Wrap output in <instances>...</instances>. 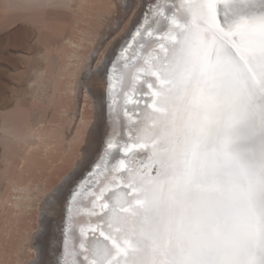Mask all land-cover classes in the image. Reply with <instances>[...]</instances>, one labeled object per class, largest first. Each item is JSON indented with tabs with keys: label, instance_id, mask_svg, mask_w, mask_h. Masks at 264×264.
I'll use <instances>...</instances> for the list:
<instances>
[{
	"label": "bare ground",
	"instance_id": "1",
	"mask_svg": "<svg viewBox=\"0 0 264 264\" xmlns=\"http://www.w3.org/2000/svg\"><path fill=\"white\" fill-rule=\"evenodd\" d=\"M18 1L30 11L44 8L43 13L47 6H51L48 4L50 0ZM117 1L68 0L66 8L63 7L71 19L70 27H67L68 35L62 36L59 32L52 48L46 47L38 54L39 62L27 61L26 72L23 71L24 74H20L23 76L19 77L25 84L24 89L19 92L16 86L19 83L15 84L11 79L14 82L11 90L9 88L11 94L9 92L10 95L3 98L5 103H2L21 107L20 102L26 101V105L23 111L25 119L17 117L18 111L4 113L0 119V144L4 150L0 158V228L4 225L0 230V264H21L20 253L26 241L33 249L27 228L31 223V209L35 207L39 211V219L35 220L39 229L44 198L81 158L83 148H80V143L85 146L91 128L86 130L84 119L79 124L71 102L74 103L77 96V81L90 52L115 27L110 21L117 12L116 5L120 2ZM187 1L190 22L174 51L178 62L166 101L167 113L152 112L148 119L142 121V140L154 135L157 139L154 146L133 158L139 174L144 178L147 193L141 216L136 218L140 264H202L197 254L190 253L193 247H197L191 244L189 225L192 215L195 216L194 203H197V209L202 208L201 199L195 201L196 197L203 200L214 185L196 177L198 144H204L203 151L213 150L214 141L222 134L232 139L235 148L239 144L246 146L250 155L254 153L264 164V94L259 95V101L252 99L250 103L246 100L245 105L249 108L240 107L241 100L236 98L239 96L233 95L235 100L233 103L230 101L227 113L217 107L220 104H216L227 101L221 83L232 78L219 76V70L224 71L226 67L222 65L227 62L238 67L237 61L229 58V50L239 56L240 50H243L248 63L250 56L247 54H250L252 45L256 52L264 47V38L251 36L252 33L264 35V0ZM62 2L58 3L59 6ZM105 5H108L107 9H113L114 16L105 15L111 10L105 11ZM257 12L262 16L256 15ZM27 18L31 20L29 16ZM127 26L109 50L118 49L124 42L131 24ZM103 27L107 30L102 32ZM262 55L259 54L261 59L264 58ZM240 77H236V81ZM80 96L89 97L87 92ZM213 97L216 103L211 105ZM234 108L240 116H244L243 109L249 111L248 120L238 122L231 129L220 126V118L228 116ZM212 111L214 113L210 114ZM150 120L155 122L153 127L148 126ZM227 153L232 155V149H227ZM64 164H68L69 168L63 170ZM86 172L83 168L77 169V178ZM53 176L55 182L51 180ZM259 179L256 177V180ZM217 183L221 185V181ZM250 186L249 183L248 188ZM260 186L256 197L264 206V181L260 182ZM36 201L38 205H35ZM84 220L87 221L88 217L85 216ZM23 222L26 227L22 228ZM55 222L52 221L53 224ZM18 235L21 240L15 249Z\"/></svg>",
	"mask_w": 264,
	"mask_h": 264
},
{
	"label": "snow or ice",
	"instance_id": "2",
	"mask_svg": "<svg viewBox=\"0 0 264 264\" xmlns=\"http://www.w3.org/2000/svg\"><path fill=\"white\" fill-rule=\"evenodd\" d=\"M186 3H117L108 36L125 21L131 30L118 49L97 60L108 37L100 40L81 70L77 98L83 92L91 96L95 122L80 160L42 202L30 264H140L135 217L141 189L139 170L129 157L147 149L140 125L161 98ZM81 168L87 176L78 179Z\"/></svg>",
	"mask_w": 264,
	"mask_h": 264
},
{
	"label": "water",
	"instance_id": "3",
	"mask_svg": "<svg viewBox=\"0 0 264 264\" xmlns=\"http://www.w3.org/2000/svg\"><path fill=\"white\" fill-rule=\"evenodd\" d=\"M255 14L262 16L258 12ZM251 36L264 38L259 33H252ZM229 51V58L237 61L238 67L226 61L227 64L222 65L226 69H222V72L219 70V76L232 77L221 83L228 99L221 103H216L214 97L211 99V105L220 104L217 107L225 113L229 103L231 105L235 100L233 95L239 96L236 98L241 100L240 107L249 108L245 105L246 100L250 103L252 99L259 101V95L264 94V58L259 56L264 55V47L256 52L252 45L250 54H247L250 56L248 63L243 50H240L241 56ZM238 76L241 77L236 81ZM243 110L244 116H240L235 108L228 116H222L220 126L231 129L238 122L248 120L250 112ZM203 146L202 143L197 145L196 177L214 186L203 197L205 200L196 197L195 201L201 199L202 208L197 209V203H194L195 216L192 215L190 221L189 235L192 246L195 245L197 249L193 247L190 253L197 254L202 264H264V206L256 197L260 182L264 181V164L254 153L250 155L246 146L239 144L235 148L232 139L222 134L214 141L213 150L203 151ZM227 149H232V155L227 153ZM256 177L260 179L256 180ZM216 180L221 181V185L218 186ZM249 183L252 188H248Z\"/></svg>",
	"mask_w": 264,
	"mask_h": 264
},
{
	"label": "rangeland",
	"instance_id": "4",
	"mask_svg": "<svg viewBox=\"0 0 264 264\" xmlns=\"http://www.w3.org/2000/svg\"><path fill=\"white\" fill-rule=\"evenodd\" d=\"M51 1L52 0H50L48 2V4L51 6H47L45 8V13H43L44 8L39 7V8L31 9V11H30L29 8L22 5L18 0H0V103H2V102L5 103L4 99L6 98V96L8 97L11 94V91H9V88H10V86H12L14 84V82H12L11 79L15 81V84L17 82L19 83V84H16L19 92H20V89H24L25 84L23 81H21V79H19V77L21 76L20 74H24V72H26L25 71L26 70L25 65L27 66V61L29 59H31L32 61H34V63H36L37 61L39 62L38 54H40L41 52H44L45 49H47V48L49 49V47L52 48V46L57 41L59 32H61L62 36L68 35L69 32L67 30L70 27L69 25L71 23V19H70V17L68 18V16L65 13V10L63 9V7L66 8L65 6L67 5L68 0H63V2H62V0H60V2H62V4L60 6L58 4V3H60V2H58V0H54V2L53 1L51 2ZM119 1H117V2H119ZM57 4H58V6H57ZM52 5H54V7ZM106 6H108V5L104 6V10L108 11L111 7H109V9H107ZM14 8H17V10ZM112 12H113V9L111 8V10L108 11L109 14L106 12L105 15L107 14V16L112 17V16H114V14ZM31 15H33V16L31 17ZM43 15H44V17H43ZM129 15H131V14H129ZM27 16H29L30 17L29 19H31L32 21L28 20ZM33 21H35V22H33ZM129 23H130L129 21H125L123 24L120 25V30L118 32H115V34H112L110 37L107 36L108 38L106 40H104L103 48L101 49V52H102V50H103V52L101 53V56H99V59L97 58V60H100L103 58V55L108 52L111 45L118 39V37L120 35L123 34V31L128 28L127 25H129ZM60 24H62V25H60ZM99 30H101V29H99ZM104 30H107V29H104V27H103L101 31L103 32ZM31 34H33V35H31ZM27 36H30V37L32 36V37L30 38ZM103 37H106V36H103ZM27 38H29V39H27ZM9 42H10V44H9ZM26 42H28V43H26ZM27 44H29V46ZM30 56L32 58H30ZM22 64H23V66H22ZM20 85H22V86H20ZM7 87H8V90H6ZM10 90H11V88H10ZM9 92H10V94H9ZM19 92H17V93H19ZM88 98H89V100H88ZM90 98H91L90 96L86 97V98L81 97V96L79 98H77V96H76L74 103L71 102V106H73V108H74L73 111L75 112V118H77V121L79 122V124L82 122L81 120L84 119V121L87 123V129H86L87 131L91 128V126L94 122V112H95L94 111V104L92 102L93 100ZM4 103L0 104V114H2V115H0V119L4 115V113L5 114L6 113H12V112L15 113L16 111H18L17 117H21V119H25L24 118L25 113L23 111H25L26 101L20 102L21 107L13 106L14 105L13 103H11V104L9 103L10 106L8 104L5 105ZM4 105L7 106V108L4 107ZM49 113H50V111H49ZM49 113H48V115H50ZM84 137L85 136H83V138ZM2 148H3V146L0 144V158L4 154V150ZM80 148H84V143H80ZM74 152H75V150H74ZM75 160H78V159L76 158ZM65 168L66 169L69 168L68 164L66 166H65V164L63 165V170H65ZM54 179L56 180V178L53 176L51 178V180H53V182H55ZM39 202L40 201H38V203ZM35 205H38L37 201L35 202ZM34 208L31 209L32 211L29 213L30 214L29 216H31L30 217L31 223L28 222L29 226L27 227L28 231H29L28 233H29L30 238H32L31 237V236H33L32 234L35 233V231H37V229H38L37 228L38 225L36 224V221L39 219V216H38L39 211H37V209L35 210ZM35 213H36V217H35ZM21 224H22V228H23V226L26 227L24 222ZM1 228H2V226H1ZM1 228H0V230H1ZM3 228H4V225H3ZM20 234H22V232ZM20 238H21L20 235H18L17 239H15V241L18 240V241H16L17 244L16 243L14 244L15 249L19 246V243L21 240ZM28 244H29L28 241L24 242L25 246L22 247L23 250L20 253V259L22 260L21 261L22 263L24 262L23 264L30 263V261L33 260V258L35 257V253L33 252L34 250L33 249L31 250L30 246ZM28 253H29V255H28Z\"/></svg>",
	"mask_w": 264,
	"mask_h": 264
}]
</instances>
